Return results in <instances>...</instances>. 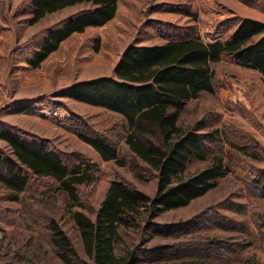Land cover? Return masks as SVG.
Returning <instances> with one entry per match:
<instances>
[{
    "label": "rangeland",
    "instance_id": "rangeland-1",
    "mask_svg": "<svg viewBox=\"0 0 264 264\" xmlns=\"http://www.w3.org/2000/svg\"><path fill=\"white\" fill-rule=\"evenodd\" d=\"M37 1L0 0V133L10 129L27 140L47 142L65 160L87 168L92 180L79 185L78 205L52 178L36 176L24 166L31 178L24 192L0 181V264H67L52 243V220L67 232L81 258L94 264L71 210L82 209L95 218L114 179L153 196L158 175L129 150L128 128L120 113L79 101L68 89L82 80L115 75L132 43L162 44L196 35L205 41L224 40L244 17L264 21V0H119L112 20L73 33L35 67L29 61L50 34L94 8L91 2L78 3L33 23ZM214 68L215 92H204L188 103L183 125L206 134L209 155L223 154L229 174L190 204L160 212L154 225L121 227L124 242L117 244V254L134 250L140 264L186 259L264 264V197L259 183L264 171V74L227 56ZM80 132L105 137L128 163L104 160ZM0 155L16 160L1 137ZM209 161L195 159L188 171L196 172Z\"/></svg>",
    "mask_w": 264,
    "mask_h": 264
},
{
    "label": "trees",
    "instance_id": "trees-1",
    "mask_svg": "<svg viewBox=\"0 0 264 264\" xmlns=\"http://www.w3.org/2000/svg\"><path fill=\"white\" fill-rule=\"evenodd\" d=\"M91 2L94 8L81 14L62 30L53 32L37 50L30 63L38 67L60 44L75 32L89 26H102L113 19L119 0H39L32 22L67 6ZM264 74V21L244 17L226 39L205 41L200 35L171 38L162 44H130L117 65L115 75L99 76L73 84L70 95L85 103L120 113L128 128L127 145L133 156L157 171L155 195L127 183L111 181L106 195L93 218L82 209H72L80 230L85 252L94 264H140L136 251L117 254L123 243L121 227L154 225L163 210L190 204L215 188L229 174L230 165L223 154L212 157L206 147L205 133L195 126L183 125L188 103L204 92H215L214 65L224 57ZM79 136L93 146L106 161L126 165V156L105 137L80 132ZM0 137L12 149L16 160L0 155V181L9 189L22 193L30 174L47 176L56 182L74 204L80 203L79 185L92 180L88 169L73 164L45 141H31L10 129ZM209 161L190 173L193 160ZM22 165V166H20ZM24 166V167H23ZM261 183L264 197V171ZM52 243L67 264H88L80 256L67 232L56 220L49 224ZM178 264H213L203 259H186ZM245 264H254L246 260Z\"/></svg>",
    "mask_w": 264,
    "mask_h": 264
},
{
    "label": "crops",
    "instance_id": "crops-1",
    "mask_svg": "<svg viewBox=\"0 0 264 264\" xmlns=\"http://www.w3.org/2000/svg\"><path fill=\"white\" fill-rule=\"evenodd\" d=\"M160 1H166V0H160ZM119 7H120V5L118 4V10H119ZM117 10V11H118ZM159 13H162L161 11H158ZM166 16H164V17H162V16H159V18H165ZM248 17H252V16H248ZM257 18H259V17H257ZM112 20V19H111ZM109 22V21H108Z\"/></svg>",
    "mask_w": 264,
    "mask_h": 264
}]
</instances>
